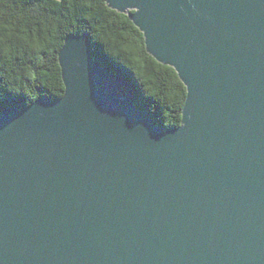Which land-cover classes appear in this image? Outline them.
Instances as JSON below:
<instances>
[{
  "label": "water",
  "instance_id": "obj_1",
  "mask_svg": "<svg viewBox=\"0 0 264 264\" xmlns=\"http://www.w3.org/2000/svg\"><path fill=\"white\" fill-rule=\"evenodd\" d=\"M106 4L177 74L180 125L68 36L62 97L0 114V264H264V0Z\"/></svg>",
  "mask_w": 264,
  "mask_h": 264
},
{
  "label": "trees",
  "instance_id": "obj_2",
  "mask_svg": "<svg viewBox=\"0 0 264 264\" xmlns=\"http://www.w3.org/2000/svg\"><path fill=\"white\" fill-rule=\"evenodd\" d=\"M76 34L88 35L92 59L125 79L155 126L180 125L186 90L177 74L146 53L143 35L106 0H0V114L62 97L57 57Z\"/></svg>",
  "mask_w": 264,
  "mask_h": 264
}]
</instances>
